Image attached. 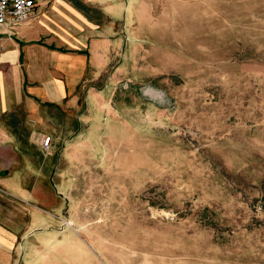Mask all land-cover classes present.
I'll list each match as a JSON object with an SVG mask.
<instances>
[{"label":"rangeland","instance_id":"1","mask_svg":"<svg viewBox=\"0 0 264 264\" xmlns=\"http://www.w3.org/2000/svg\"><path fill=\"white\" fill-rule=\"evenodd\" d=\"M123 5L95 93L32 121L69 195L64 264H264V0Z\"/></svg>","mask_w":264,"mask_h":264},{"label":"crops","instance_id":"2","mask_svg":"<svg viewBox=\"0 0 264 264\" xmlns=\"http://www.w3.org/2000/svg\"><path fill=\"white\" fill-rule=\"evenodd\" d=\"M123 2L37 0L25 22L3 33L0 264L69 261L64 252L70 242L69 195L63 177L51 175L54 162L42 157L45 134H38L32 121L50 106L79 107L80 94L85 104L87 87L95 93L87 73L101 71L117 55Z\"/></svg>","mask_w":264,"mask_h":264},{"label":"built area","instance_id":"3","mask_svg":"<svg viewBox=\"0 0 264 264\" xmlns=\"http://www.w3.org/2000/svg\"><path fill=\"white\" fill-rule=\"evenodd\" d=\"M36 3L37 0H0V48L3 44V33H11L17 25L25 22L35 11ZM40 142L45 150H51L52 135H42Z\"/></svg>","mask_w":264,"mask_h":264}]
</instances>
